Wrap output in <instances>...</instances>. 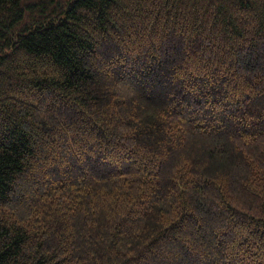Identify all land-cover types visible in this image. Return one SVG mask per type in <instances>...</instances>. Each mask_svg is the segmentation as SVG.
<instances>
[{"label":"trees","instance_id":"trees-1","mask_svg":"<svg viewBox=\"0 0 264 264\" xmlns=\"http://www.w3.org/2000/svg\"><path fill=\"white\" fill-rule=\"evenodd\" d=\"M0 264H264V0H0Z\"/></svg>","mask_w":264,"mask_h":264},{"label":"rangeland","instance_id":"rangeland-1","mask_svg":"<svg viewBox=\"0 0 264 264\" xmlns=\"http://www.w3.org/2000/svg\"><path fill=\"white\" fill-rule=\"evenodd\" d=\"M160 85H162V87L160 88L159 92H162L167 88L168 83L166 81H162V83Z\"/></svg>","mask_w":264,"mask_h":264}]
</instances>
